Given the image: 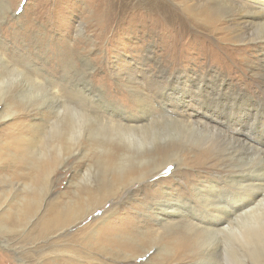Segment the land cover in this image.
<instances>
[{
  "label": "bare ground",
  "instance_id": "6f19581e",
  "mask_svg": "<svg viewBox=\"0 0 264 264\" xmlns=\"http://www.w3.org/2000/svg\"><path fill=\"white\" fill-rule=\"evenodd\" d=\"M196 1L219 15L223 10L227 17L213 20L193 8L194 27L217 36L219 42L230 41V33L221 36L228 29L220 28L229 21L238 32L236 49L240 42L264 48V0H259L260 6L249 0ZM152 5L151 0L140 5L131 18L143 11V19H151ZM84 34L85 24H77L75 36ZM68 46L72 50V44ZM1 52L0 101L14 83L18 84L14 91H25L21 100L27 105L40 106L39 99L58 100L51 116L41 113L31 123H11L7 128L16 134L0 137V170L15 164L11 175H0V205L8 203L0 209V243L3 249L15 251L18 264H135L140 256H146L141 264H151L147 252L153 246L162 263L164 253L171 256L169 261H176L177 253L187 255L192 249L183 235H164L165 246L156 243L159 234L147 224L135 228L136 216L131 221L123 215L114 219L117 224L108 223V218L120 214L116 207L108 211L116 199L143 205L136 194L145 192L147 198L154 186L167 184L171 189L163 193L154 213L141 212L137 205L130 214L152 216L163 233L181 227L196 235L197 264L222 252L226 264H264V141L256 129L264 108L250 99L244 87L239 88L244 81H237L240 86L232 83L241 76L220 71L167 76L158 60L147 58L156 63L160 79L122 72L128 85L141 77L145 80L133 83L131 114V109L110 101L105 89L94 84L93 65L84 69L91 67L88 58L81 61V68L70 57L56 77L44 69L24 71L15 58ZM118 72L116 77L123 75ZM48 86L57 92L47 91ZM34 91L36 95H31ZM29 95L34 99L28 100ZM4 103L0 120L11 121L19 106ZM210 164L219 169L198 177L200 171H211ZM171 165L166 176L157 178ZM69 168L72 190L57 194L58 173ZM180 186L186 196L178 192Z\"/></svg>",
  "mask_w": 264,
  "mask_h": 264
},
{
  "label": "rangeland",
  "instance_id": "374dc122",
  "mask_svg": "<svg viewBox=\"0 0 264 264\" xmlns=\"http://www.w3.org/2000/svg\"><path fill=\"white\" fill-rule=\"evenodd\" d=\"M240 1L246 2L248 0ZM3 2L5 3L0 2V52L2 51L1 53H4L8 58H15L13 60L17 61V63L15 61L16 65L22 64L23 67L19 68H24V71L37 72V70L44 69L46 73L58 77L62 73L61 71L67 67L70 57L73 58L76 66L79 65L81 68H83L81 61L88 58L91 67L85 66L84 69H91L93 65V71L96 75L94 84L105 89L110 101L126 105L127 109H131V114L134 111L133 104L130 101L131 94L134 96L133 91L135 89L133 87H136L134 84L143 83L145 80L141 77L133 81L134 84L128 85V77L123 73L133 74L141 72V74L151 75L153 79L157 80L161 77L158 72L159 69L164 70L167 76L176 77L185 74L190 76L192 73L206 75L213 71H220L224 74L230 73L241 76L242 78L234 79L235 83L233 81L232 83L240 86L241 84L238 85L237 81H244V85L239 88L242 89L244 87L250 99L264 108V48L260 45L245 47V45H240L242 44L240 42L239 48L237 47L238 49H236L235 44L240 40L239 38L237 39L236 26L229 21L226 26L221 25L220 28L225 27L226 30L228 29V33L223 31L221 36L230 33V41L219 42L217 41V36L207 35L204 29H200L197 26L194 27L196 23L193 19L196 18L191 14L193 8L194 10L197 9L198 13L207 14L213 20L215 17V19L221 20L223 18L226 21L224 17L226 18L227 15L224 14L223 10L219 15L218 10L216 13V10L206 7V4H204L205 6L203 5L204 8H201L196 0H151L154 5H152L149 14L153 15L150 17L151 19L145 20L143 19L145 16L143 11L139 14L136 13L133 18H131L130 14L139 9L140 5L150 3V0H3ZM258 2L259 0H249L250 4L260 6ZM6 3L9 9L6 8ZM209 10H211L210 13L208 12ZM98 21L100 23L96 25L95 23ZM79 23L85 24L86 27L87 35L84 34L85 37L82 38L75 36L76 26ZM102 23L105 25L103 26ZM68 44H72L74 48L71 47L72 50H70ZM150 57L155 58V61H159V69L155 67L156 63L147 60V58L150 60ZM117 71H119V75H123L116 77ZM11 87L8 95L3 96L0 102H5L4 104L16 103L19 106L16 108L18 113L11 117L12 122L10 118L0 120V137L2 139H7L6 137L11 134H16V132H10L11 130L7 128L9 124H19L23 121L31 123L34 117L51 116L52 107L54 110L58 105V100L53 101L51 99L47 101L39 99L38 102H41L40 106L38 104L27 105L21 100L25 96V91H14L18 87L17 83L12 84ZM143 87L146 88L147 84H144ZM60 89L62 90L63 88L60 86ZM56 90L58 89L55 87L48 86L47 88V91L52 93L57 92ZM145 92L147 93V91ZM30 93L31 95L33 93L36 95L35 91ZM26 98L28 100L34 99L32 96ZM1 103L0 105H3ZM256 129L260 132L261 141H264V118L256 120ZM24 134H27V132H24ZM255 135L258 136L257 134ZM19 164L24 166L22 162H19ZM14 166L15 164L3 166L0 170V175H11V170L15 168ZM209 166L211 167V164ZM172 169V165L168 166L157 178L166 176L167 172ZM218 169V167H211V171H200L201 173L198 174V177L212 175ZM75 171L77 172L78 169H75ZM72 172L73 170L69 168V170H63L58 173L59 180L55 187L57 194L61 192L69 193L72 190L69 183L72 178ZM176 177L180 178L178 175ZM171 180H167V183H170ZM179 181L182 182V180ZM1 186L3 185L0 184V188ZM170 189L171 186L169 184L161 187L154 186L149 190V197L147 198H145V192L136 194L138 195L136 198L143 205L136 201L126 202L122 198L116 199V205L109 203L112 206H109L108 211L116 207L120 214L114 216L113 220L108 218V223L117 224L118 222H114V219L123 215L130 217L131 221L136 218L135 221H132L135 228L137 227L136 229L147 224V228H153L159 234L156 243L165 246L164 235L167 234L169 236L173 233L183 235L191 243L190 247L192 249L186 251H189L186 253L187 255L177 253L176 261H169L171 256L169 257L167 254V258L164 253L162 263V259H159L161 257L156 252L155 247H148L147 254H149L148 257L152 262L151 264L156 262L160 264H197V260H200V257L196 256L198 252L195 246V242L198 239L196 235L193 236L185 228L180 230L181 227L172 232L166 231V233H163L161 232L162 229L160 230L152 222V216H139L129 212L131 207L138 205L141 212L154 213L155 205L160 202L163 193L170 191ZM178 192L184 193L185 187H178ZM184 195L186 196L185 193ZM188 198L191 199L190 196ZM7 205V202H3L0 205V209ZM92 216H98V213H93ZM159 219L161 218L159 217ZM0 235V240H3L2 234ZM29 247V245L26 246V248ZM168 248L167 250L171 251ZM210 249L214 250L213 245ZM15 254L13 249H3L0 243V264H18ZM166 258L168 259L167 262ZM145 259L146 256H140L134 263L141 264L145 262ZM202 264H226V261L223 260L222 252L221 256L215 254L213 259L211 257L204 259Z\"/></svg>",
  "mask_w": 264,
  "mask_h": 264
}]
</instances>
